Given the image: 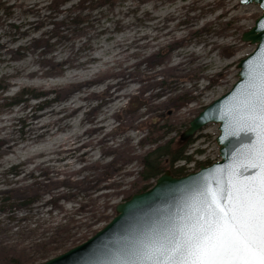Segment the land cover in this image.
<instances>
[{
    "label": "rangeland",
    "instance_id": "obj_1",
    "mask_svg": "<svg viewBox=\"0 0 264 264\" xmlns=\"http://www.w3.org/2000/svg\"><path fill=\"white\" fill-rule=\"evenodd\" d=\"M129 6H137L139 10L136 16L134 13H128L124 21L138 26L137 29L141 31L140 34L146 32L153 37L157 34L154 29L142 27L140 20L136 18L138 15L141 16L145 9L153 11V14L159 17L158 20L170 28L168 33L160 34L150 47L141 49L142 55L149 54L159 49V46H166L167 43L177 39V44L167 46V48L169 47V59L173 64L180 63L179 67L187 73V78L178 84L177 88L179 89L167 88L165 90L154 80H143L147 74L142 75L140 72L148 70L145 63H140L137 68L134 67L135 62L142 56L131 55L125 56V58L122 55L114 56L118 50L113 48V42H104V48H108L109 52L102 51L103 49L92 51V54L100 57V60L95 63L96 69L91 74L95 79V84L89 87L90 89L103 90L110 78L102 82H98V78L110 76L111 73L120 70L128 71V78L134 81L129 82L127 79L125 86L121 87L119 92H127L128 95L118 101V104L110 110L108 106L111 103L100 104L101 97L81 100V103L85 104L86 107L77 113L76 118H68L72 128L52 137L45 136L43 140L31 143L26 150L19 154L21 159L27 158L22 164L23 172L19 176H16L13 169L9 168L11 163H4L3 167L0 168V244L13 245L23 250V252L17 253L21 257H18L17 262L12 264H40L84 242L86 239L82 240L81 236L85 234L88 238L94 231L102 228L114 216L117 203L125 201L133 193L140 191V187L143 185L140 182L143 178L141 176L143 158L131 163L129 170L133 172L132 175H124L123 172L119 175V178L122 177L125 188L123 193L113 199L116 204L109 208L110 219L108 221L97 222L91 229H88L84 223L78 224L76 230H71L78 237L76 241L74 240L75 245L71 246L67 243L64 248L69 247L68 249L57 250L53 253L47 250L50 245L46 242L49 241V238L52 239L53 228L58 223L64 224L66 218H62L63 214L59 213V210L49 201V193L36 196L39 188L35 180H43L46 174L49 176L59 174V178H62L64 173L77 169L85 164L86 160L96 158L108 160L109 157L104 154L106 146L120 143L126 136L131 137L132 143L137 145L139 138L150 132L149 126L154 121V118L150 117L153 112L145 113V108L141 109L142 118H148L142 128L117 134V127L115 131L111 132L112 134L109 133L105 142L97 140L100 139L104 131H109L119 125L120 122L114 115L118 110L122 108L121 112L125 118L134 114V108L139 101L138 97L134 95L137 93L136 88L138 86L145 89L146 94L151 93L152 95L158 92L159 94L164 93L163 89L168 94L178 90H193L194 98L191 101H187L186 94L183 95L182 99L188 105L182 110L186 115L184 121L186 123L180 129L171 132L174 137L172 147L176 148L186 144V154L191 158L177 161L176 167H183L184 172L188 173L196 170L200 164H208L218 158V146L215 142L218 134L216 124H206L185 140H182L180 135L199 111L230 89L237 78L236 65L238 61L255 47L248 42L241 41V35L251 28L261 10L256 4H240L239 0H0V58L9 59L6 62L0 60V78L5 72L14 73L13 67H26V71L38 70L36 76L10 75L1 79L0 116H10L11 111L21 107L25 100L36 103L49 97L54 100L51 104L53 107L59 108L67 105V100H71L69 96L77 92L73 91L72 93L69 89H63L57 94L50 92L48 96L38 95L51 87H63L71 80L65 64L62 65L63 69L59 74L57 67L49 64V59L58 62V60L65 58L70 52L68 47L64 46L71 44V41L78 46V40L84 38L81 28H84L86 19L84 16L88 13L99 15L102 24L112 28L113 23L108 19L113 20L115 15L123 16ZM224 10L225 13H223ZM57 20H61V22L57 24ZM38 23L40 26L36 25ZM194 31L197 33H192ZM60 32L72 37L68 40L63 39L59 34ZM113 34L116 38H121V34L118 32H113ZM41 37L47 42H55L51 46V50L47 46L48 43L43 39L34 41ZM102 43L103 40L98 43L93 41L94 46ZM164 48L161 49V52L165 50ZM61 49L64 51L58 53ZM23 53L24 57L20 56ZM16 56L18 57L16 58ZM160 57L164 58L165 55L162 54ZM161 78V75L157 76V80ZM135 79H140V81ZM17 81L23 83L15 85L14 83ZM182 100L175 98L172 102L178 103ZM171 108L170 106L165 107L161 109V113L170 115ZM94 118L103 119L101 123L106 125L105 129L101 132L84 134L85 129L91 125V120ZM15 128H20L19 122H16ZM18 135L19 133L16 134V136ZM66 136H72L70 139L77 137L76 140L92 139V143L87 148L75 152L74 155L65 157L66 151L62 152L60 148H65L66 145L63 142ZM147 147L153 149L155 145L149 143L148 146L145 145V148ZM86 150L89 153L81 160L79 155ZM162 165L165 171L169 170L165 161ZM3 169L6 172H3ZM82 174H89V171ZM22 176L23 178L19 179ZM9 178L13 179L14 182L7 181ZM156 178L150 179L149 183L153 184ZM17 179L19 180L17 181ZM20 185H24L23 188L21 187L22 191L28 188V192L35 193L27 196L30 200L35 201L33 204L26 206L24 204L26 197L25 199L19 198L18 201L20 202H15L13 198H9L8 194L2 193L10 186ZM60 188L67 189L64 185ZM100 193L101 191H96L91 193L89 197L96 198V195ZM60 203H65L66 207H69L73 202H67L62 198ZM12 210H15V213H11ZM69 232V230L66 231V233ZM63 235L65 233L59 232L57 236ZM2 255L3 251L0 250V256ZM49 255H51L49 258L43 259ZM0 264H6L4 256L0 257Z\"/></svg>",
    "mask_w": 264,
    "mask_h": 264
},
{
    "label": "bare ground",
    "instance_id": "obj_2",
    "mask_svg": "<svg viewBox=\"0 0 264 264\" xmlns=\"http://www.w3.org/2000/svg\"><path fill=\"white\" fill-rule=\"evenodd\" d=\"M138 10L139 8L137 6H129L126 8L123 16L115 15L113 16V20L108 19L113 23L112 28L103 25L99 15L90 12L84 16V19L86 18L85 25L84 28H81L84 38L78 40V46H76L75 42L71 41V44H66L64 46L68 47L70 52L65 58L58 60V62L49 59V64L56 66L59 74L62 72V65L65 64L66 71L69 72V78L71 80L63 87H51L45 89L38 95L48 96L50 92H55L57 94L63 89H69L70 92L72 91L73 93L74 91L77 93L69 96L71 100H67L68 104L59 108L53 107L51 104L54 100L46 97L42 101L36 103L25 100L21 107L11 111L12 114L10 116H0V168L3 167L4 163H11L9 168H12L14 174L19 176L23 172L22 164L27 160V158L21 159L19 154L26 150L31 143L41 141L45 136L52 137L67 132V130L72 128L68 118H76L77 113L86 107L85 104L81 103V100L91 97H101L100 104L105 105L111 103V105L108 106V109L110 110L118 104V101L128 95L126 94L127 92H119V89L124 87L125 82L129 79L128 71L126 70H120L111 73L110 76L108 75L98 78V82L110 78V81L107 82L106 86L101 91H95L89 88L95 84V79L91 74L96 69L95 63L100 60V57L92 54V51L95 49H103L102 51L109 52L108 48H104V42H113V48L118 50L114 56L122 55L124 58L125 56L131 55L142 56L135 62L136 64L134 67L137 68L140 63H145L148 70L140 72L142 75L147 74L146 78L143 80H154L155 83L161 85L165 90L167 88H172L173 90L179 89L177 86L187 78V73L179 67L180 63H171L168 55L169 47L167 48L169 44H177L178 40L174 39L167 43L166 46L164 45L163 47H165V50L163 52H161L163 47L159 46V49L152 51L149 54L142 55L143 52L141 49L150 47L153 44V41L158 39L160 34L163 35L168 33L170 28L165 23H161V20H158L159 17L153 14V11L145 9L141 15L142 17L138 15L136 18L140 20L142 27L154 29L157 31V34L154 37L146 32L140 34L141 31L137 29L138 26H135L128 21H124V18L128 13H134V16H136ZM225 12L226 11L224 10L223 13ZM56 22L59 24L61 20H57ZM30 23H32V21H30ZM36 25L40 26L39 23ZM113 32L121 34V38H116ZM192 33L197 32L194 31ZM59 34L61 38L66 40L72 37L63 32H60ZM42 39L43 38L41 37L34 41ZM43 40L47 42V40ZM101 40H103L102 44L94 46L93 41L98 43L101 42ZM47 43L49 44H47V46H49V49L51 50V46L55 44V42ZM23 46H25V44H23ZM63 51L64 49H61L58 53ZM162 54L165 55L164 58L160 57ZM23 55L24 53L20 54V56L24 57ZM17 57L18 56H16V58ZM0 60L6 62L9 59L1 57ZM13 68L15 72L3 73L0 81L4 77L10 75H38V70L36 69L26 71V67ZM86 75L89 76L85 77ZM159 75H161L162 78L157 80V76ZM135 80L140 81V79ZM133 81V79H129V82ZM22 83L23 82L21 81H17L14 84L21 85ZM164 89V93L161 92V94H159L158 92L155 95H152L151 93L146 94V90L138 86L136 88L137 93L134 95L138 97L139 101L134 108V114L125 118L121 112L122 108L118 110L114 115L119 120V125L115 126L114 129L111 128L109 131H104L100 139L97 141L105 142L109 133L115 131L117 127V134L127 133L131 129L142 128L148 118H142V108H145V113L153 112L150 117L154 118L153 123L155 128L159 129L160 132H149L142 135L139 138L137 145L132 143L131 137L126 136L122 142L108 144L106 146L104 154L109 157L108 160H104L103 158L86 160L85 164L79 166L77 169L64 173V177L62 178H59V174H56L55 176H49L46 174V177L43 180H35L40 188L36 196H41L43 193H49V201L54 204V207L59 210V213L63 214L62 218H66L64 224L58 223L56 226L64 225L65 227H68L73 240L78 239V237L76 234H73L71 230H76L78 224L84 223L88 229H91L95 223L100 222L106 217L109 218V208L116 204L113 199L123 193V189L125 188L122 177L119 178V175L122 172L124 175L128 176L133 174V172L129 170L131 163L135 160H139L144 152L151 149L148 147L145 148V145L148 146L149 143L152 145H158L173 139L170 130L178 128L186 120V115L182 112L184 107H188L187 103L184 102L185 100L178 101V103L172 102V100L186 94L188 98L187 101H191L192 98H194L193 90H178L175 93L168 94ZM77 102H80V104H77ZM168 106L172 107L171 114L163 115L161 109ZM154 113L156 114L154 115ZM52 117H54V119H52ZM102 120L103 119H92L91 125L85 129L84 134L103 131L106 125L101 123ZM16 122H19L20 124L19 129L15 128ZM17 133H19L18 136H16ZM70 137L72 136L65 137V141L63 142V144L66 145L65 148L61 147V150L59 149L62 152L66 151L65 157L71 154L74 155L75 152L87 148L90 143H92V139L76 140L77 137L75 139H70ZM88 153L89 151L87 150L83 151L81 155H79L81 160L87 156ZM3 170V172H6L5 169ZM87 171H89V174H82ZM20 178H23V176L19 177V179ZM19 179H17V181ZM7 181L14 182L13 179L10 178ZM62 185L66 186L67 189H61L60 187ZM23 186H10L2 193L8 194V196L13 195V201L20 202L18 200H20L19 198H23L20 197L21 187L23 188ZM96 191H101L100 194L96 195L97 200L96 198L89 197L91 193ZM62 198L67 202H75L76 204L72 203L69 207H66V202L63 204L60 203V199ZM34 202L35 201L26 198L24 204L29 206ZM10 212L15 213V210ZM0 246L13 245L3 243L0 244Z\"/></svg>",
    "mask_w": 264,
    "mask_h": 264
},
{
    "label": "water",
    "instance_id": "obj_3",
    "mask_svg": "<svg viewBox=\"0 0 264 264\" xmlns=\"http://www.w3.org/2000/svg\"><path fill=\"white\" fill-rule=\"evenodd\" d=\"M239 3H253L261 10L251 28L241 35V41L255 47L238 61L237 78L230 89L199 111L180 135L185 140L206 124H216L218 160L181 176L166 170L150 188L117 203L114 216L84 242L40 264H125L141 240L183 216L204 193L218 192L236 179L244 181L261 174L260 168L252 166L250 156L260 139V129L242 121L241 105L253 78L264 67V0Z\"/></svg>",
    "mask_w": 264,
    "mask_h": 264
},
{
    "label": "snow or ice",
    "instance_id": "obj_4",
    "mask_svg": "<svg viewBox=\"0 0 264 264\" xmlns=\"http://www.w3.org/2000/svg\"><path fill=\"white\" fill-rule=\"evenodd\" d=\"M244 93L242 121L258 125L250 150L258 177L206 192L183 216L152 232L125 264H264V67Z\"/></svg>",
    "mask_w": 264,
    "mask_h": 264
},
{
    "label": "trees",
    "instance_id": "obj_5",
    "mask_svg": "<svg viewBox=\"0 0 264 264\" xmlns=\"http://www.w3.org/2000/svg\"><path fill=\"white\" fill-rule=\"evenodd\" d=\"M183 96H180L177 98V100H182ZM186 122H183L178 128L175 129H180L182 125H184ZM175 129H171L170 131H174ZM149 130L152 133H158L160 132L159 129L155 128L154 123L152 122L151 125L149 126ZM174 138V137H173ZM173 139L168 140L167 142H164L162 144L155 145L153 149H149L148 151L144 152V154L140 157V159L143 158V170L141 173V176L143 177L140 182L143 183V185L140 187V191H144L148 189L152 184L149 183L150 179L156 178L159 176L162 172H164L165 168L163 169L162 163L165 161L169 170L174 176H181L185 174L184 168L183 167H176L175 164L179 160H189L191 157L186 154V144L179 145L176 148H173L172 143ZM163 161V162H162ZM162 162V163H161ZM110 168V166H109ZM38 187V185H37ZM39 188V187H38ZM25 189V188H24ZM40 189V188H39ZM20 191V197L27 198L29 194H35L32 192H28V188L24 191ZM39 191V190H38ZM11 195V194H10ZM9 198H13V195L9 196ZM108 217L102 219L101 221H108ZM68 230L67 227L64 225L62 226H56L53 228V231L51 233V238H49V241L46 242L48 245H50L47 250L51 253L57 251V250H66L67 248H64V246L69 243L72 245H75L76 243L74 242L72 236L70 233H66ZM59 232L65 233L63 236H57ZM95 232V231H94ZM93 232V233H94ZM87 239V236L84 235L82 237V240ZM76 241V239H75ZM0 250L3 251V255L0 257L4 256V260L6 261V264H12L14 262H17V258L21 257L20 254L18 255L17 253L23 252L21 248H17L14 246H0ZM51 255L44 257L43 259L49 258Z\"/></svg>",
    "mask_w": 264,
    "mask_h": 264
}]
</instances>
